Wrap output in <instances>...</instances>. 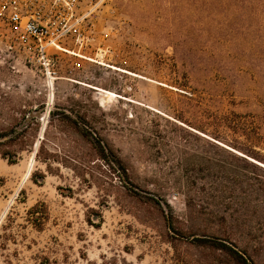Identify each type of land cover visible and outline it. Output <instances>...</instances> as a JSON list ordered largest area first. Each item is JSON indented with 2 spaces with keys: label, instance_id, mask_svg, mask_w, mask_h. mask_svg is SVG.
Instances as JSON below:
<instances>
[{
  "label": "rangeland",
  "instance_id": "374dc122",
  "mask_svg": "<svg viewBox=\"0 0 264 264\" xmlns=\"http://www.w3.org/2000/svg\"><path fill=\"white\" fill-rule=\"evenodd\" d=\"M255 1L114 0L81 50H49L50 71L0 16V113L32 134L0 146L17 156L0 153V264H234L198 239L264 264Z\"/></svg>",
  "mask_w": 264,
  "mask_h": 264
},
{
  "label": "built area",
  "instance_id": "2783aa9c",
  "mask_svg": "<svg viewBox=\"0 0 264 264\" xmlns=\"http://www.w3.org/2000/svg\"><path fill=\"white\" fill-rule=\"evenodd\" d=\"M114 0H0V16L15 41L45 69L54 65L50 49L72 53L91 40L95 20L101 13H114ZM74 53V52H73Z\"/></svg>",
  "mask_w": 264,
  "mask_h": 264
},
{
  "label": "trees",
  "instance_id": "16d2710c",
  "mask_svg": "<svg viewBox=\"0 0 264 264\" xmlns=\"http://www.w3.org/2000/svg\"><path fill=\"white\" fill-rule=\"evenodd\" d=\"M229 1L231 4L233 3V0H227ZM257 2V3H256ZM254 10L259 13V11L261 10V12H264V0H256L255 1V5L253 6ZM30 136L32 137V134L29 131V126L28 125H24L22 122V118H19L17 116L14 115H4L2 113H0V146H3L4 144H28L30 143ZM96 150L99 154V156L106 161L107 163H116V164H120L121 160L119 159L117 160H112L110 158V156H115L116 157V153L114 152V150L108 146H106L105 144H98V146L96 147ZM2 157H4L5 159H7L10 163H15L16 162V154L10 150V149H5L2 150L1 152ZM251 153V152H250ZM256 152L252 153V157L253 158H257L259 157L257 154H254ZM251 156V155H250ZM118 159V158H117ZM259 159V158H258ZM241 160L243 162H246L248 164V161L246 160V158H241ZM252 166L260 172H264V170L262 169V167H260L257 164H252ZM247 172H241L240 173V178L242 180V183L245 182L246 179H248V175L246 174ZM260 176L258 175V177H256V181H258V183H260ZM262 183V182H261ZM258 191H262L264 192V185H257ZM231 218V216H230ZM228 222L229 219L225 218V222ZM166 223L168 225L169 229L174 230L176 233V229L173 226V223L171 222V218L170 219H166ZM235 221V219H234ZM232 222V221H231ZM233 223V222H232ZM38 229H41L42 224L37 226ZM205 240V241H204ZM198 239V244H196L199 247H209L211 249H214L218 252H220V256L225 257L229 262H232L234 264H254L255 261L253 260V258L250 255H247L246 252H242L240 251L236 245L233 242L227 241V240H210V239ZM208 243V244H207ZM195 245V243H193ZM92 264V263H89ZM97 264V263H95ZM102 264H118L116 262H107L104 261ZM123 264H135V263H128L126 261H123Z\"/></svg>",
  "mask_w": 264,
  "mask_h": 264
},
{
  "label": "bare ground",
  "instance_id": "6f19581e",
  "mask_svg": "<svg viewBox=\"0 0 264 264\" xmlns=\"http://www.w3.org/2000/svg\"><path fill=\"white\" fill-rule=\"evenodd\" d=\"M75 54V53H74ZM120 70V69H119ZM122 71V70H121ZM124 71V70H123Z\"/></svg>",
  "mask_w": 264,
  "mask_h": 264
}]
</instances>
